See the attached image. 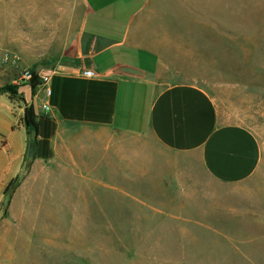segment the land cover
<instances>
[{"label":"rangeland","instance_id":"374dc122","mask_svg":"<svg viewBox=\"0 0 264 264\" xmlns=\"http://www.w3.org/2000/svg\"><path fill=\"white\" fill-rule=\"evenodd\" d=\"M33 1L0 0V96L27 107L43 87L15 79L66 66L74 38L45 37L53 2ZM144 13L166 33L161 77L202 87L221 122L251 129L257 172L213 193L186 167L161 181L167 154L143 137L156 179L103 185L89 178V128L74 127L50 163L29 156L10 177L0 159V264H264V0H149Z\"/></svg>","mask_w":264,"mask_h":264},{"label":"crops","instance_id":"0c3cea01","mask_svg":"<svg viewBox=\"0 0 264 264\" xmlns=\"http://www.w3.org/2000/svg\"><path fill=\"white\" fill-rule=\"evenodd\" d=\"M148 1L52 0L55 19L43 22L45 37H74L69 60L53 67L49 95L42 89L32 96L36 127L24 120L31 99L21 105L0 96V114L10 115L0 126V159L8 176L29 156L54 161L74 127L89 128V178L96 176L103 185L123 179L138 186L142 178L156 179L158 154L143 137L167 154L161 157L167 165L161 181L164 176L181 181L186 167L191 181L213 193L215 186H238L255 175L262 154L255 133L221 122L202 87L161 77L166 33L144 13ZM24 4L35 7L33 0ZM84 69L94 75H82Z\"/></svg>","mask_w":264,"mask_h":264},{"label":"built area","instance_id":"2783aa9c","mask_svg":"<svg viewBox=\"0 0 264 264\" xmlns=\"http://www.w3.org/2000/svg\"><path fill=\"white\" fill-rule=\"evenodd\" d=\"M53 73H55V68L53 67L40 68L38 71H36V73L26 70L18 79H15L14 82L17 84L24 83V85H29V81L33 78V74H36L38 81L44 89V94L49 95L50 89L48 87V82ZM82 75L91 77L94 75V72L91 69H84L82 71ZM41 107L45 111L49 109V105L47 102H44Z\"/></svg>","mask_w":264,"mask_h":264},{"label":"trees","instance_id":"16d2710c","mask_svg":"<svg viewBox=\"0 0 264 264\" xmlns=\"http://www.w3.org/2000/svg\"><path fill=\"white\" fill-rule=\"evenodd\" d=\"M33 73H36L33 71ZM39 84V81L37 79L36 74H33V78L29 81V86L32 92H34L36 86ZM12 92L13 89H11ZM36 115L34 112V108L32 105L25 108L24 111V120L27 123V127L30 128V126L36 127V121H35Z\"/></svg>","mask_w":264,"mask_h":264},{"label":"water","instance_id":"95a60500","mask_svg":"<svg viewBox=\"0 0 264 264\" xmlns=\"http://www.w3.org/2000/svg\"><path fill=\"white\" fill-rule=\"evenodd\" d=\"M11 185H12V183H11Z\"/></svg>","mask_w":264,"mask_h":264}]
</instances>
